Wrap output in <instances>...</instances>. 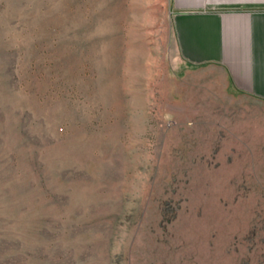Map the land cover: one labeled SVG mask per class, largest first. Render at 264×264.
<instances>
[{"label":"rangeland","instance_id":"obj_1","mask_svg":"<svg viewBox=\"0 0 264 264\" xmlns=\"http://www.w3.org/2000/svg\"><path fill=\"white\" fill-rule=\"evenodd\" d=\"M172 13L0 0V264H264V99Z\"/></svg>","mask_w":264,"mask_h":264},{"label":"crops","instance_id":"obj_2","mask_svg":"<svg viewBox=\"0 0 264 264\" xmlns=\"http://www.w3.org/2000/svg\"><path fill=\"white\" fill-rule=\"evenodd\" d=\"M179 55L220 66L237 89L264 99V0H170Z\"/></svg>","mask_w":264,"mask_h":264}]
</instances>
